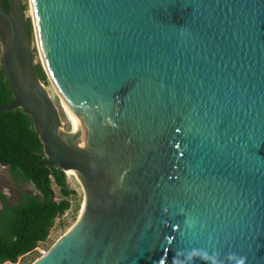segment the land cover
I'll return each instance as SVG.
<instances>
[{"label": "water", "instance_id": "1", "mask_svg": "<svg viewBox=\"0 0 264 264\" xmlns=\"http://www.w3.org/2000/svg\"><path fill=\"white\" fill-rule=\"evenodd\" d=\"M7 2L0 110L31 117L39 164L82 177L77 218L30 264H264V0H29L71 131Z\"/></svg>", "mask_w": 264, "mask_h": 264}, {"label": "trees", "instance_id": "2", "mask_svg": "<svg viewBox=\"0 0 264 264\" xmlns=\"http://www.w3.org/2000/svg\"><path fill=\"white\" fill-rule=\"evenodd\" d=\"M0 3L8 8L7 0ZM25 26L30 35L28 18ZM34 70L47 82L40 63H34ZM13 96L0 59V105L10 103ZM42 159L45 155L31 117L19 107L0 110V160L9 162L7 171L13 183L30 184L25 190L17 187L12 198L0 190V264L15 262L45 241L55 218L71 206L70 195L75 191L67 187L65 173L39 164ZM52 183L58 187L57 198L50 197Z\"/></svg>", "mask_w": 264, "mask_h": 264}, {"label": "rangeland", "instance_id": "3", "mask_svg": "<svg viewBox=\"0 0 264 264\" xmlns=\"http://www.w3.org/2000/svg\"><path fill=\"white\" fill-rule=\"evenodd\" d=\"M23 4L25 5V17L30 20L31 25V32H30V48L32 59L34 63H40V55L34 35V29L32 26V19H31V11L29 6V0H22ZM45 88L47 89L49 95L51 96L52 100L54 101L55 105L59 110V114L63 123V128L67 131L71 130V125L62 110L60 105L59 98L54 90V87L47 79L46 81H42ZM66 185L67 187L73 189L75 191L74 194L70 195L71 199V206L67 209L62 215L55 218L53 226L50 229L49 235L47 239L38 244V246L30 252L25 253L24 255L17 258L15 262H4L2 264H30L35 258L40 256L43 252L47 250V248L62 234L64 233L75 221L77 218L81 202H82V191H81V183L82 180L74 173L70 171H66ZM19 188L29 189L30 184L26 183L24 185L18 186ZM16 186L12 182L9 173L7 171V167L0 164V190L7 196L13 197L15 195ZM50 188L53 191V195L59 197V190L58 187L52 183Z\"/></svg>", "mask_w": 264, "mask_h": 264}, {"label": "bare ground", "instance_id": "4", "mask_svg": "<svg viewBox=\"0 0 264 264\" xmlns=\"http://www.w3.org/2000/svg\"><path fill=\"white\" fill-rule=\"evenodd\" d=\"M54 87V86H53ZM54 90H55V92H56V94H57V96H58V98H59V101H60V105H61V107H62V110L64 111V113H65V115H66V117H67V119H68V121H69V123H70V120H69V117H68V114H67V111H66V107H65V104H64V102H63V100H62V98H61V95H60V93H59V91L57 90V89H55V87H54ZM71 125V124H70ZM71 130H72V128H71ZM70 130V131H71ZM67 171H70V172H72V173H74L73 171H71V170H67ZM66 172V171H65ZM74 174H76L81 180H82V177L81 176H79L77 173H74Z\"/></svg>", "mask_w": 264, "mask_h": 264}, {"label": "flooded vegetation", "instance_id": "5", "mask_svg": "<svg viewBox=\"0 0 264 264\" xmlns=\"http://www.w3.org/2000/svg\"><path fill=\"white\" fill-rule=\"evenodd\" d=\"M6 167H7V166H6ZM26 183H28V182L22 183V184H20V185H24V184H26ZM14 185H15L16 187L20 186V185H17V184H15V183H14ZM20 189H23V188H20ZM24 190H25V189H24ZM0 207H1V203H0Z\"/></svg>", "mask_w": 264, "mask_h": 264}]
</instances>
